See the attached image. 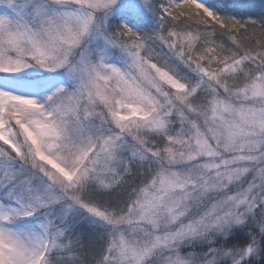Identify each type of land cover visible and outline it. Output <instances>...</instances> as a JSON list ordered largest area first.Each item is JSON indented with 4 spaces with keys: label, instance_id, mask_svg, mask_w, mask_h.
I'll return each instance as SVG.
<instances>
[{
    "label": "snow or ice",
    "instance_id": "1",
    "mask_svg": "<svg viewBox=\"0 0 264 264\" xmlns=\"http://www.w3.org/2000/svg\"><path fill=\"white\" fill-rule=\"evenodd\" d=\"M0 264H264V0H0Z\"/></svg>",
    "mask_w": 264,
    "mask_h": 264
}]
</instances>
